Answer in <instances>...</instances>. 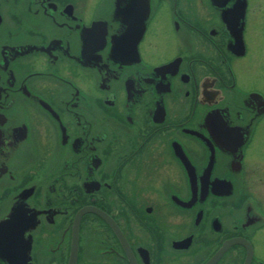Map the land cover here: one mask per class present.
I'll return each mask as SVG.
<instances>
[{
	"label": "flooded vegetation",
	"instance_id": "1",
	"mask_svg": "<svg viewBox=\"0 0 264 264\" xmlns=\"http://www.w3.org/2000/svg\"><path fill=\"white\" fill-rule=\"evenodd\" d=\"M264 0H0V264H264Z\"/></svg>",
	"mask_w": 264,
	"mask_h": 264
},
{
	"label": "rangeland",
	"instance_id": "2",
	"mask_svg": "<svg viewBox=\"0 0 264 264\" xmlns=\"http://www.w3.org/2000/svg\"><path fill=\"white\" fill-rule=\"evenodd\" d=\"M261 44H262V45L264 44V41H263V39H262V41H261Z\"/></svg>",
	"mask_w": 264,
	"mask_h": 264
}]
</instances>
